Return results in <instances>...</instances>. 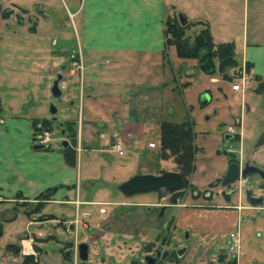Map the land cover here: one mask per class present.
<instances>
[{"label":"crops","instance_id":"1","mask_svg":"<svg viewBox=\"0 0 264 264\" xmlns=\"http://www.w3.org/2000/svg\"><path fill=\"white\" fill-rule=\"evenodd\" d=\"M70 2L73 17L77 18V43L71 57L81 68L75 70L76 76L69 77V82L78 84L79 92L78 103L72 100L71 104L77 103L85 127L82 126L73 145L75 163L69 165L58 143L45 149L34 148L32 103L9 115L0 99V264H51L45 262L46 256H40V249L36 256L26 259L6 248L24 236L36 243L52 239L62 245V255L54 256L53 264H66L75 258L77 244L83 240L75 239L74 232H65V228L78 226L74 220L83 205L102 203L83 195L82 187L90 188L98 175L90 170L81 171L79 151L116 153L111 144L118 137L124 145L125 160L133 155L140 159L152 149L148 147L151 140L146 141L145 147L140 145L150 128L157 127L162 120L181 122L187 116L193 123L197 147L190 180L198 189H204L226 172L230 155L237 154L246 136L245 90H232L233 82L201 71L196 58L179 57L173 45L165 44L161 0ZM0 4L5 10L15 4L27 11L11 0H0ZM247 7L248 0H194L185 15L188 21L207 24L215 44L233 42L237 68L249 63L253 79L256 75L264 76V36L259 35L257 25L261 18L256 8L250 25ZM2 33L0 26V36ZM203 93L209 95L206 104L200 102ZM249 111H254L253 107ZM227 125H233L238 133L234 140L238 144L236 152L227 149L234 147L231 140L225 139ZM237 160L245 162L241 156ZM50 188L56 190L49 198H37ZM214 200L194 198L191 208L182 209L180 217L192 229L191 233L207 247L213 244L208 234L217 238L216 231L224 228L228 233L238 232L240 247L231 256L235 264H264V215L257 213L259 207L243 201L242 189L231 195L229 201L217 200L215 204ZM114 203H121L132 212L140 205H153L156 200L147 197L144 202L125 199ZM38 204L41 206L37 207ZM55 204L61 205L59 215L46 210ZM212 216L217 221H211ZM23 217L24 224L14 225ZM128 221L131 227L134 221ZM13 236L15 241L11 240Z\"/></svg>","mask_w":264,"mask_h":264},{"label":"rangeland","instance_id":"2","mask_svg":"<svg viewBox=\"0 0 264 264\" xmlns=\"http://www.w3.org/2000/svg\"><path fill=\"white\" fill-rule=\"evenodd\" d=\"M161 1L164 3L163 30L165 21L169 17L175 18L179 12L188 14L194 4V0ZM15 3L27 11L20 10L15 4L11 5L6 7L11 15L8 19L0 20L1 29L3 27V33L0 36L2 56L0 60V99L4 110L6 114L10 115L20 111L24 105L32 103L30 110L35 112L34 119L38 121L37 127L39 128L38 131L33 132V139L36 140L43 135L47 136L50 143L48 146L54 143L60 145L61 139H69L64 128V122L68 120L75 123L76 138L78 139L82 126H85L78 115V84L69 82V77L76 76V71L81 69L80 65H76L74 58L71 57L72 49H76L77 43V18L73 17L74 7L70 0H17ZM247 8L250 25L251 15L256 8L261 18L257 25L259 35L260 37L264 36V0H248ZM70 13L73 15L70 16ZM201 27H203L201 24L192 25L186 29L185 35L192 37ZM52 59H56L57 62L53 63ZM64 63L67 64V67L61 71L60 66ZM246 71L250 75L249 83L245 87L247 109L243 117L246 136L237 154L233 153V157L241 156L242 160L250 165L264 169V138L262 142L258 143L264 132V95L254 94L252 89L254 90L256 81L254 78L252 79L250 69H246ZM57 73H61L63 76L59 82V87L62 90L60 100L53 98L50 92ZM230 82L235 83L236 81L232 79ZM178 87L179 90L180 85ZM178 93L180 94V91ZM72 100L77 102L75 106L71 104ZM51 103L57 109L54 114L49 112ZM251 107L254 109L252 112L249 111ZM45 118L51 121V126L48 129L42 128L39 124L40 120ZM146 136L140 145L145 147L146 141L151 140L148 141V147L152 149L149 150V154L140 159L133 155L126 161L124 148L121 155L117 152L107 154L89 150L77 153L81 171L90 170L98 175V178L92 181L90 188L82 187L83 195L88 200L101 201L102 203L83 205L78 216L80 222L76 223L78 226L75 229L65 228V232L71 230L72 233L74 232L75 239L77 237L78 240H84V235L89 236L86 238L88 245L86 262L79 259L76 251L75 258L66 261V264H134L141 262L144 255L153 253L155 248L160 251H173L174 248L177 249L180 246L186 248L182 256L176 258V255H173V258L161 260L159 264H229L233 260L231 256L236 254L234 251L238 252L240 240L239 247L234 250L229 251L222 248V246H226L228 233L224 228L219 232L216 231L217 238L208 234L207 237L213 244L205 247L197 235L190 233L189 239L184 238V231L190 227L180 217L182 209L191 208L192 193L195 196H200V200L209 195L215 199V204H217V200L221 203L225 196L222 185L215 187L208 183L205 189H198L190 180L192 172L188 176L189 185L182 189L181 193L183 194L179 197L173 196L172 199L170 193L162 190V195L165 197L162 202L171 203L173 200L175 204L172 207H165L161 216L158 214L160 207L154 204L140 205L129 212L127 206V208H123V204L114 203V201L122 202L125 199L144 202L147 197L152 201L157 200L159 191L138 192L126 196L117 189V186L135 174H160L164 171H177L172 158L163 159L159 156V145L156 143L159 137L158 126L150 128ZM118 139V137L115 138V141ZM119 140L122 144V140ZM149 143H154L155 146L151 147ZM230 144L234 147L227 149H233L236 152L237 142L231 140ZM213 182L211 181V183ZM241 187L243 195L248 188L252 190L251 194L253 195L264 193V189H261L264 188V181L256 173L247 175L246 180L242 181ZM243 199L247 203L245 197ZM106 201L113 203H103ZM60 206L59 204L51 205L46 210L59 215ZM101 208L106 209L107 213H103ZM135 217L136 221L133 219ZM129 219L134 221L131 227ZM211 219V221H217L216 216H212ZM25 221L26 218L23 217L17 220L14 225L18 226L20 222L24 224ZM190 222L195 224L194 220ZM190 231L192 232V229ZM62 238L68 239L65 235H62ZM11 240L15 241L16 237H11ZM32 244L34 248L40 249V256H46L45 262L47 263H55L53 257L62 255L60 247L62 245L52 239L48 243L42 244L32 240ZM16 246L21 248L20 241L16 243ZM15 254L20 255L21 253L19 251ZM166 257L168 256L166 255ZM233 261L235 262V260Z\"/></svg>","mask_w":264,"mask_h":264},{"label":"trees","instance_id":"3","mask_svg":"<svg viewBox=\"0 0 264 264\" xmlns=\"http://www.w3.org/2000/svg\"><path fill=\"white\" fill-rule=\"evenodd\" d=\"M1 16L5 19L10 15V11L2 9L0 4ZM202 25L197 32L193 34L192 37L185 35L187 28L192 25ZM165 44L173 45L176 49L177 55L179 57L186 58H196L198 60V67L201 71L208 74H218L223 79L231 81L232 77L230 75V70L238 67V62L235 59L236 51L233 42H222L215 44L213 42L210 30L207 24H202L200 21H188L186 25H181L178 22L177 16L175 18L169 17L165 21V29L163 30ZM246 69H250L249 63H246ZM256 81L254 87V92L260 95H264V76L256 75L253 77ZM1 111V108H0ZM65 130L67 132V137L69 138V145L65 148H60L64 160L69 165H74L75 163V150L73 145L76 141V127L73 121H65ZM38 121L36 119L32 120L33 132L39 130L37 127ZM40 126L44 129H48L51 126V121L47 118L40 120ZM158 140L159 145V156L160 158H172L175 163L177 171L180 172L184 177L183 189L189 185L188 176L194 171L195 167V154L197 147L195 145V132L193 130V123L186 116V118L181 122H171L168 120H162L158 124ZM264 138V132L259 138V142H262ZM238 136H234L229 140H236ZM229 163L238 161L233 154L230 155ZM253 174V173H250ZM218 182L215 181L210 183L211 186ZM56 188L47 189L44 193H41L37 198L47 199ZM161 191V190H159ZM180 192V191H178ZM173 193L172 199L180 193ZM195 195V194H194ZM174 196V197H173ZM228 199V195H226ZM41 205H37L40 207ZM20 240V239H19ZM6 248L12 250L15 253L20 251V247L16 244H8ZM36 252L38 249L35 247ZM31 258V256H24V258ZM138 264V263H134ZM229 264H235L232 260Z\"/></svg>","mask_w":264,"mask_h":264},{"label":"water","instance_id":"4","mask_svg":"<svg viewBox=\"0 0 264 264\" xmlns=\"http://www.w3.org/2000/svg\"><path fill=\"white\" fill-rule=\"evenodd\" d=\"M178 22L181 25H186L188 23V19L184 13L177 14ZM67 64L64 63L60 66V70H65ZM62 74L57 73L56 78L53 80L52 85L50 87V92L53 98L60 100V96L62 94V90L59 87V82L62 79ZM209 101V95L207 93H203L200 96L201 104H206ZM49 112L54 114L57 112L56 106L51 103L49 107ZM63 133V131H62ZM231 135H225V139L229 138ZM69 144L68 140L62 139L60 142L61 148L67 147ZM34 148L43 149V145L36 144ZM254 172L259 175L261 179L264 180V169L259 167L250 165L245 163L242 167L238 162H231L228 164L227 170L224 176L221 179V184L223 186H227L233 183L235 180L239 178L240 175H245L247 173ZM184 185V177L178 171H164L160 174H135L123 181L117 186V189L124 195H132L138 192H152L158 189H165L167 191L178 190ZM262 201V197L252 198V203H259ZM187 238V234L185 235ZM185 251V248L182 247L178 249L177 254L182 255ZM77 253L80 260L85 261L88 257V245L84 242L78 244ZM167 251H164L163 257L165 258ZM148 264H154V258L150 255L145 257Z\"/></svg>","mask_w":264,"mask_h":264},{"label":"flooded vegetation","instance_id":"5","mask_svg":"<svg viewBox=\"0 0 264 264\" xmlns=\"http://www.w3.org/2000/svg\"><path fill=\"white\" fill-rule=\"evenodd\" d=\"M239 122V121H238ZM63 128V127H62ZM64 129V128H63ZM226 134H229V135H231L232 136V138L234 137V136H236V135H238V133H236V134H230V133H226ZM231 136L229 137V138H227L226 139V141H229V139L231 138ZM236 162H238V163H240L241 164V167L245 164V163H247V162H239V161H236ZM249 164V163H248ZM251 173H254V172H251ZM225 174V173H224ZM224 174L222 175V176H220V177H218L217 179H215L214 180V182L215 181H217L218 180V182L214 185L215 187H217V186H219V185H222L221 184V179H222V177L224 176ZM250 173H247V174H245V175H240L239 176V178L237 179V180H235L233 183H231V184H229V185H227V186H223L222 185V187H224V195L226 194V195H228V199L226 198V196H224V198H223V200H225V201H229L230 200V196L231 195H233V194H235V193H238L239 194V192L241 191V189H242V181H244V180H246V176L247 175H249ZM241 180V182L239 183V184H237V182L238 181H240ZM263 180V179H262ZM264 181V180H263ZM211 183V182H210ZM183 187V186H182ZM180 188V189H178V190H173L174 192H176V193H180V194H183V193H181L182 192V189L183 188ZM205 189V188H204ZM261 189H264V188H261ZM159 190H161V191H159ZM162 190L164 191V192H167V193H170L171 195H170V197L173 195V193H171V191H167V190H165V189H158V190H156L155 192H157V191H159V196L157 197V200H156V203H154V205H157V206H159L160 207V210L158 211L159 213V216H161L162 215V212H163V210L165 209V207H172L175 203H173L174 201L173 200H171V198L169 199V201L171 200V203H163L162 201H163V199L165 200V197L162 195ZM178 191H180V192H178ZM251 189H246V191H244V195H243V198L245 197V200L247 201V203L248 204H251V205H254V207H259V209H258V211H257V213H264V204H263V202H264V193H262V194H260V195H253V194H251ZM203 195H205V193H203ZM126 196H129V195H126ZM177 197H179V194H177L176 195ZM200 196H195L193 193H192V200L194 199V198H199ZM206 197H208V198H206ZM206 197H204L202 200L203 201H208V200H211L212 199V196L211 197H209V195H207ZM259 197H262V201L261 202H259V203H252L251 202V199L252 198H259ZM191 233V231H190V229H187L186 231H184V238H185V235L187 234V238H185V239H189V237H191V235L189 236V234ZM231 233H235V234H237L238 235V232H235V231H231ZM231 233H228V234H231ZM81 242H84V243H86V238H84V240L83 241H81ZM80 242V243H81ZM230 243H231V238L230 237H228L227 238V243H226V249H228L229 251L231 250L230 249ZM78 245V244H77ZM183 247V246H182ZM181 246L179 247V248H174V250L173 251H171V250H169V251H167V256L168 257H166V258H162L163 257V254H164V251H160V249H158V248H155L154 250H153V253H151V254H153V255H151V254H146V255H144L143 256V260L141 261V262H138V264H148L147 263V261H146V259H145V257L146 256H148V255H150V256H152L155 260V262H154V264H159L160 262H161V260L162 261H165V260H167V259H169V258H173L174 256L173 255H176L175 257L176 258H178V257H180V256H182L183 254H184V252L182 253V255H178L177 254V251H178V249H180V248H182ZM185 248V247H184ZM222 248H223V246H222ZM185 250H186V248H185ZM166 251V250H165ZM234 253H236L235 251H234ZM234 260V259H233Z\"/></svg>","mask_w":264,"mask_h":264},{"label":"built area","instance_id":"6","mask_svg":"<svg viewBox=\"0 0 264 264\" xmlns=\"http://www.w3.org/2000/svg\"><path fill=\"white\" fill-rule=\"evenodd\" d=\"M11 1L16 2L17 0H11ZM72 15L73 14L70 13V16H72ZM230 75H231L232 79H234L236 81L235 83L231 84V89L232 90H240L241 92H243L245 90V87L249 83V77H250V75L246 71L245 66L230 70ZM224 131L226 133L236 134V131H235L233 125L225 126ZM44 133H46V132H44ZM35 143L39 144V145H43L44 147H47L50 144L48 137L44 136V135L40 136L39 138H36ZM122 144H121V141L118 139L111 144V149L114 150L115 152H117L119 155H121V154H123V145ZM149 146L154 147L155 144L149 143ZM229 150L232 151L231 149H229ZM240 182H241V180L238 181L237 184H239ZM101 211L105 212V209L101 208ZM77 221H78V218L76 217L74 222L77 223ZM230 238H231V243L229 246L230 249L234 250V249L238 248L239 247L238 235L235 233H231ZM32 240L33 239L31 237H28V236H24L20 239V246H21L20 253L23 256L34 257L37 255V252L34 248V245L32 244Z\"/></svg>","mask_w":264,"mask_h":264}]
</instances>
